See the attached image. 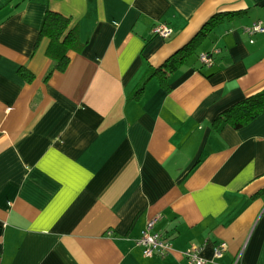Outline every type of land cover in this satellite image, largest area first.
<instances>
[{
    "label": "crops",
    "instance_id": "0c3cea01",
    "mask_svg": "<svg viewBox=\"0 0 264 264\" xmlns=\"http://www.w3.org/2000/svg\"><path fill=\"white\" fill-rule=\"evenodd\" d=\"M47 11L76 36L62 71ZM216 14L168 87L151 76ZM257 22L264 0H0V264H264V111L220 118L264 91ZM153 218L171 252L145 258Z\"/></svg>",
    "mask_w": 264,
    "mask_h": 264
},
{
    "label": "trees",
    "instance_id": "16d2710c",
    "mask_svg": "<svg viewBox=\"0 0 264 264\" xmlns=\"http://www.w3.org/2000/svg\"><path fill=\"white\" fill-rule=\"evenodd\" d=\"M220 17V14L213 15L186 45L173 53L161 66L152 69L151 76H156L163 86L168 87L166 85L167 76L173 73L189 57L196 54L206 35L217 24ZM38 37H45L49 40L47 55L57 60L55 65L57 70H64L67 65L66 52L72 50L77 42L74 32L69 29V19L60 14L47 11ZM21 75L27 80L31 78V75L25 70H21ZM141 90L142 88L136 89L134 96L140 94ZM263 111L264 91L235 104L223 112V116L220 118L222 122L228 123L233 129H239Z\"/></svg>",
    "mask_w": 264,
    "mask_h": 264
},
{
    "label": "built area",
    "instance_id": "2783aa9c",
    "mask_svg": "<svg viewBox=\"0 0 264 264\" xmlns=\"http://www.w3.org/2000/svg\"><path fill=\"white\" fill-rule=\"evenodd\" d=\"M246 32L251 36L256 33L264 32V24L261 22L254 23L251 27L246 29ZM152 33L168 38L171 35V30L165 25H157L153 28ZM198 60L203 65H211L212 60L208 54H200ZM157 218H153L146 222L140 237L135 241L136 245L142 250V255L145 258L164 257L171 252L170 242L159 233L152 232ZM226 250V244L219 242L213 246V257L220 258ZM201 249L196 246H191L188 250L182 252L185 259L184 264H205L206 260L200 256ZM241 251L236 254L232 264H240Z\"/></svg>",
    "mask_w": 264,
    "mask_h": 264
}]
</instances>
